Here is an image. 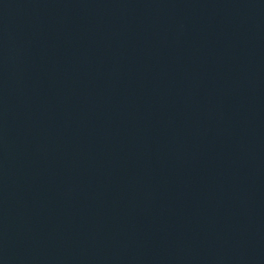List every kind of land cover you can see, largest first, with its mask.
Listing matches in <instances>:
<instances>
[{"label": "water", "instance_id": "water-1", "mask_svg": "<svg viewBox=\"0 0 264 264\" xmlns=\"http://www.w3.org/2000/svg\"><path fill=\"white\" fill-rule=\"evenodd\" d=\"M0 264H264V0H0Z\"/></svg>", "mask_w": 264, "mask_h": 264}]
</instances>
